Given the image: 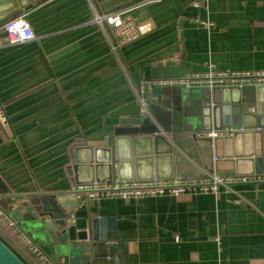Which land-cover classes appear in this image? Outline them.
<instances>
[{
  "label": "crops",
  "instance_id": "1",
  "mask_svg": "<svg viewBox=\"0 0 264 264\" xmlns=\"http://www.w3.org/2000/svg\"><path fill=\"white\" fill-rule=\"evenodd\" d=\"M138 1L28 0L21 15L36 38L0 46L6 120L0 123V179L14 196L67 193L90 178L84 170L76 177L72 166H84L82 147L102 144L109 118L146 114L142 127L121 125V132H147L154 124L172 137L184 123L182 107L189 98L173 86L153 93L154 80L210 66L264 70V0H159L131 10L150 29L113 50L103 27L92 20L94 12L111 14ZM191 89L194 97L200 88ZM140 99L150 104L143 108ZM141 163L144 175L168 174L160 152L141 154ZM173 178L178 177L166 179ZM79 199L90 202L94 220L89 242L97 246L87 264H264V182L177 195ZM0 235L34 264L28 236L17 223L10 226L0 217Z\"/></svg>",
  "mask_w": 264,
  "mask_h": 264
},
{
  "label": "water",
  "instance_id": "2",
  "mask_svg": "<svg viewBox=\"0 0 264 264\" xmlns=\"http://www.w3.org/2000/svg\"><path fill=\"white\" fill-rule=\"evenodd\" d=\"M27 5L28 0H0V24L23 13ZM161 88H152V92L160 94ZM171 88L183 91L182 95L187 93L189 98L182 107L184 123L180 129H174L172 137L154 124L147 132L141 128L137 132H121V125L142 127L146 114L142 118L107 119L102 144L82 147L80 150L87 152L84 166H72L76 177L79 170L90 177L77 184L105 182L113 175L118 181H129L166 179L172 175L200 177L205 172L221 170L243 175L264 173V85L200 88L194 97H189V92L196 89ZM143 94L148 96L147 82ZM145 102L150 104V100ZM222 128L231 132L214 137L199 134ZM141 142L144 148L139 147ZM151 152H160L166 159L169 166L166 176L144 175L141 171L139 156ZM242 166L249 169L242 170ZM5 198L8 202L2 205ZM0 206L5 213L11 208L9 217L38 245L50 263L87 264L92 257L90 252L97 245L89 242L94 221L91 205L89 201H80L72 191L33 195L22 200L0 179ZM0 264L30 263L0 235Z\"/></svg>",
  "mask_w": 264,
  "mask_h": 264
},
{
  "label": "built area",
  "instance_id": "3",
  "mask_svg": "<svg viewBox=\"0 0 264 264\" xmlns=\"http://www.w3.org/2000/svg\"><path fill=\"white\" fill-rule=\"evenodd\" d=\"M159 0H139L138 3L128 9L119 10L111 14H98L94 12L93 21L103 27L109 40L111 48L133 42L140 36L149 31L150 26L147 23L138 21L131 16V10L143 7ZM197 4V2H195ZM109 27V30H107ZM2 35H0V46L4 44H16L27 40H33L36 35L24 15H18L7 19L2 23ZM2 36V37H1ZM158 87L162 86H180L183 88H213L216 86H257L264 85V70H226L218 69L213 66L208 67L205 72H189L177 78H161L154 80ZM141 106L146 107V102L140 99ZM0 123L6 124L3 111L0 104ZM230 129L222 128L219 130L200 131V135L218 136L230 133ZM236 182H264V173L262 174H237L233 176H224L219 173H203L200 177L157 179L150 178L146 180L118 181L116 179L105 182L79 183L72 192L80 198L84 195L87 200L90 198L103 197H139L147 195H159L168 193L177 195L188 191H215L219 185L229 188L231 183ZM0 217L8 225L14 226L16 223L9 216L0 210ZM25 237V236H24ZM25 244L29 250L39 258L41 264H52L39 251V248L27 237L24 238Z\"/></svg>",
  "mask_w": 264,
  "mask_h": 264
},
{
  "label": "trees",
  "instance_id": "4",
  "mask_svg": "<svg viewBox=\"0 0 264 264\" xmlns=\"http://www.w3.org/2000/svg\"><path fill=\"white\" fill-rule=\"evenodd\" d=\"M8 234L11 236V240L14 242V244L17 246V247H19V246H22L21 245V242L18 240V238L16 239V236H15V233H10V231H8ZM28 256V255H27ZM29 258H30V256H28ZM31 259V261H32V258H30ZM34 264H41L40 263V260H39V258H33V261H32Z\"/></svg>",
  "mask_w": 264,
  "mask_h": 264
}]
</instances>
